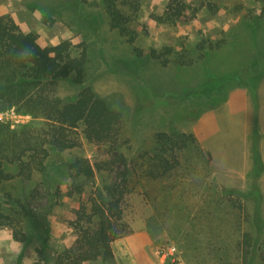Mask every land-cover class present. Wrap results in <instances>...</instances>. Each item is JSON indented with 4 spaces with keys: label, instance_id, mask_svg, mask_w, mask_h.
I'll return each mask as SVG.
<instances>
[{
    "label": "rangeland",
    "instance_id": "rangeland-1",
    "mask_svg": "<svg viewBox=\"0 0 264 264\" xmlns=\"http://www.w3.org/2000/svg\"><path fill=\"white\" fill-rule=\"evenodd\" d=\"M167 1L140 0L128 24L132 30L128 36L134 37L131 45L128 36L110 27L103 0H0V15L11 17L22 31L34 32L41 45L68 39L73 45L86 46L84 83L56 81L58 97L67 99L82 87H90L121 113L115 142H90L79 132L80 146L50 149L45 183L37 171L30 179L15 177V167L5 164V171L14 177L0 183V264H32L37 258L35 249L43 241L49 260L71 244L75 234L68 221L78 201L65 191L71 182L67 164L75 157H87L93 166H102L94 167L93 183H87L82 195L85 199L94 187L120 181L119 156L137 161H141L140 154L151 157L156 152L157 133L168 132L170 127L192 133V108L176 106L179 94L195 89L208 72L217 77L232 72L249 62L256 50L264 51V0H205L216 8L203 7L193 17L187 9L188 18L174 24L155 20ZM185 1L192 7L200 0ZM202 41L213 45L204 62L196 59L200 54L196 45ZM219 41L220 46H215ZM166 46L172 51L186 49L190 61L162 65L146 58L151 48ZM134 48L142 53L143 63L126 70L120 59L134 63ZM43 122L42 117L18 107L0 110V125L17 131ZM3 134L4 127H0V138ZM198 144L201 152L192 144L179 151L180 163L167 179L154 180L141 173L142 167L129 168L124 220L130 232L112 241V249L130 258L125 237L136 233L147 243L144 264L159 263L156 251L165 244L173 245L175 252L163 264H241L244 247L250 246L243 242L247 233V242L253 243V264H264V153H260L263 169L257 179L256 206V200L242 197L251 188V142L246 156L240 137L231 145L213 144L231 171L219 170L222 163L213 162L212 153ZM215 156L222 160L219 154ZM22 205L32 214H25ZM129 262L113 256L111 261L86 264Z\"/></svg>",
    "mask_w": 264,
    "mask_h": 264
},
{
    "label": "trees",
    "instance_id": "trees-1",
    "mask_svg": "<svg viewBox=\"0 0 264 264\" xmlns=\"http://www.w3.org/2000/svg\"><path fill=\"white\" fill-rule=\"evenodd\" d=\"M103 5L110 18V27L124 37L132 34L128 24L139 10L140 0H103ZM121 7L126 8L127 14L121 11ZM203 7L210 10L216 8L205 0H200L198 5L192 7L185 0H168L162 14L155 20L174 24L188 18L187 9L193 17ZM256 18H251L249 24L252 25ZM37 38L32 31H22L11 17L0 15V110L14 106L44 119L42 126H23L19 131L0 125L4 127L5 133L0 138V183L14 177V174L5 171L7 164L15 167V177L30 179L32 172L37 171L45 183V160L50 149L80 146L79 132L87 141L108 143L115 142L119 134L121 113L109 107L90 87H82L75 96L67 99L55 94L58 80L70 79L78 85L84 83L86 46L83 43L73 45L68 39L41 45ZM133 40V36H128L129 44L132 45ZM212 46L206 44V41L196 45L200 53L196 59L204 62L207 50ZM215 46H220V41ZM182 49L172 51L167 46L151 48L145 56L162 65H184L190 58L189 52ZM138 50L134 48V63L120 59V65L128 70L131 65L139 66L143 63V55ZM263 75L264 51L256 50L249 62L232 72L218 77L208 72L195 89L178 95L176 106L192 108L190 118L194 121L204 111L217 108L225 102L231 90L244 88L249 91L256 107V90ZM156 136L154 155L145 157L140 154L141 161L119 156L118 164L123 166L118 174L120 181L115 180L101 189L94 187L85 199L82 195L86 192L87 183H93L94 167L99 170L102 166L99 163L93 166L87 157L81 156L67 164L71 182L66 187L65 195L78 201L68 221L75 237L71 244L57 251L50 260L45 253L46 244L43 241L35 249L37 258L32 264H86L113 259L112 241L130 232L124 220L125 196L130 190L127 181L129 168L142 167L141 173L151 179H167L180 163L179 151L192 144L197 152H201L193 132H181L170 127L168 132H159ZM258 145L259 133L254 123L251 138V188L242 197L256 200V206L259 200L257 179L263 169ZM21 209L25 214H32L24 205ZM248 240L249 236L244 233L243 242L251 247H244L241 264L254 263L255 256L251 250L253 243Z\"/></svg>",
    "mask_w": 264,
    "mask_h": 264
},
{
    "label": "crops",
    "instance_id": "crops-1",
    "mask_svg": "<svg viewBox=\"0 0 264 264\" xmlns=\"http://www.w3.org/2000/svg\"><path fill=\"white\" fill-rule=\"evenodd\" d=\"M257 106L254 107L251 95L247 89L236 88L229 92L225 102L214 109L204 111L193 123L192 132L198 142L212 153L213 162L220 161L219 170L231 171V166L225 162L223 156L218 152L213 144L231 145L234 140L240 137L243 143V155L248 154V147L252 138V128L255 123L259 138V151L264 153V75L259 80L257 90ZM212 139L214 142H212ZM232 141V142H231ZM219 154L222 160H217ZM244 156L246 160L248 158ZM238 157V156H237ZM215 168V167H214ZM126 252L130 258H125L126 254L122 251L116 253L114 249L113 256L117 261H130L132 264L147 263L144 246L147 245L142 235L131 233L125 237ZM124 263V262H123Z\"/></svg>",
    "mask_w": 264,
    "mask_h": 264
},
{
    "label": "built area",
    "instance_id": "built-area-1",
    "mask_svg": "<svg viewBox=\"0 0 264 264\" xmlns=\"http://www.w3.org/2000/svg\"><path fill=\"white\" fill-rule=\"evenodd\" d=\"M175 252V248L173 245H162L157 251H156V256L158 258L157 264H163L166 260V258L169 255H172Z\"/></svg>",
    "mask_w": 264,
    "mask_h": 264
}]
</instances>
